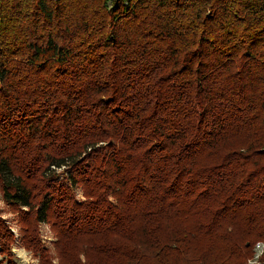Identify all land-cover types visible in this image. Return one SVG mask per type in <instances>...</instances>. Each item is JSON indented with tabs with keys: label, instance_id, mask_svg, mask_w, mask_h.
<instances>
[{
	"label": "trees",
	"instance_id": "obj_1",
	"mask_svg": "<svg viewBox=\"0 0 264 264\" xmlns=\"http://www.w3.org/2000/svg\"><path fill=\"white\" fill-rule=\"evenodd\" d=\"M0 193L39 264H248L264 0H0Z\"/></svg>",
	"mask_w": 264,
	"mask_h": 264
},
{
	"label": "rangeland",
	"instance_id": "obj_2",
	"mask_svg": "<svg viewBox=\"0 0 264 264\" xmlns=\"http://www.w3.org/2000/svg\"><path fill=\"white\" fill-rule=\"evenodd\" d=\"M77 192V196L79 199H83V195H82V190L81 188H77L76 190ZM0 209L4 215V217H6L9 221V223L12 225V228L14 230V233L16 234V236L18 237L17 242L14 245V252L16 253L17 257H18V262L20 264H39L38 262V258H36L35 256H33V254L29 251H27L21 244L20 242V234H19V226L16 223L15 220V215L12 214L9 210L8 207L6 205V203L3 200V197L0 193ZM41 237H42V241L44 244H46L48 247H50L51 249H53V241L55 239V235L52 232L50 226L48 224H42L41 225ZM259 244L261 246H259ZM264 245L261 242H258L256 245V255L253 259H250L248 261V264H258V259L259 257L262 255L263 253V249ZM56 262L57 259H55Z\"/></svg>",
	"mask_w": 264,
	"mask_h": 264
},
{
	"label": "built area",
	"instance_id": "obj_3",
	"mask_svg": "<svg viewBox=\"0 0 264 264\" xmlns=\"http://www.w3.org/2000/svg\"><path fill=\"white\" fill-rule=\"evenodd\" d=\"M259 246H261V245L259 244Z\"/></svg>",
	"mask_w": 264,
	"mask_h": 264
}]
</instances>
